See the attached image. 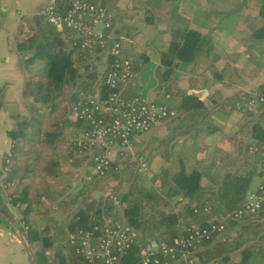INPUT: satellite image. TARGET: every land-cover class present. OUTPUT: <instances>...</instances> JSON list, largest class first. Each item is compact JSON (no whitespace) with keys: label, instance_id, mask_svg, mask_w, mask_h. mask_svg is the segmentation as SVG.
<instances>
[{"label":"trees","instance_id":"16d2710c","mask_svg":"<svg viewBox=\"0 0 264 264\" xmlns=\"http://www.w3.org/2000/svg\"><path fill=\"white\" fill-rule=\"evenodd\" d=\"M260 1L259 16L263 23L252 30L251 38L264 41V0ZM239 10L240 6L228 8L224 16H231ZM208 36L202 30L192 27L173 34L166 46L158 52L162 66L159 74L162 77V89L181 96L174 84L176 73L181 68L196 64L203 51L210 54L213 44ZM69 38L70 47L58 41L51 33L46 35L43 43L40 35L34 31L21 29L18 36V49L34 73L36 99L41 106H33V115L28 118H23L19 113L12 115L15 123L8 131L12 146L5 167L0 170V177L4 176L0 181V211L12 218L9 204L19 209L23 216L20 231L29 243H41V247L35 251L36 263L85 264L83 256L70 246L68 240L65 244L56 245L55 218L58 213H63L69 219L66 225L68 233L94 229L95 226L103 227L106 223L114 225L126 222L147 236L168 242L187 235L196 227L224 223V232L213 234L193 249L195 264H264V223L250 220L251 216L232 218V214L243 205L251 187L256 169L253 170L249 164L258 160V174H262L264 108L257 111L262 113L252 127L255 143L247 144L244 151L242 146L238 153H229V166L220 177L206 173L201 159H182L179 165H171L173 152L169 147L171 138H168L157 148L163 164L147 180L139 170V162L131 161L125 156L124 149H120L121 143H117L120 144L119 148H112L116 141H121L114 139L111 142L110 136L102 140L101 149L96 145L92 147L93 151L106 155L109 161L104 174H101L88 153L91 144L85 138V135L93 132V121L70 112L71 103L82 99L83 93L106 102L113 92H118L123 101L140 98L166 106L168 102L144 97L134 88L139 69L138 56L125 49L132 61L134 77L121 82L117 89H111L104 84V74L108 69L95 71L101 50L82 48L79 39L72 33ZM51 45L52 50L48 47ZM40 58L47 63L38 67L37 61ZM111 63L109 58V67ZM90 88H93L92 92L88 93ZM256 89H264V83ZM1 92L0 89V95ZM247 95L248 92L234 100L229 111L237 110L246 116L253 115L255 112L239 109L236 105L238 100ZM195 100L194 95L182 91L178 110L183 112ZM2 106L0 96V108ZM228 106L229 103L222 107ZM199 110L201 108L192 107L183 118L189 116L191 122L188 123L194 124L201 115ZM112 117L113 114L107 109L94 112L95 119L110 120ZM193 130L194 125L179 128V133L190 134L191 138ZM68 131L74 135L73 138L67 136ZM79 133L83 135L79 136ZM176 134L178 132L175 130ZM136 141V138L132 139V143ZM252 145L258 150L251 152ZM253 154L258 159L253 160ZM239 162L242 164L238 165ZM84 164L87 176L92 175L93 179L88 176L81 182L82 185L78 183L72 188L69 177H77L69 165L80 168ZM88 178L92 181H88ZM113 181L120 182L115 190L108 188ZM12 185L14 188H10ZM123 185L125 189L120 188ZM206 207L209 211L204 210ZM38 217L46 219L39 220ZM1 220L9 224L5 219ZM137 251L135 247L121 263L137 262Z\"/></svg>","mask_w":264,"mask_h":264},{"label":"crops","instance_id":"0c3cea01","mask_svg":"<svg viewBox=\"0 0 264 264\" xmlns=\"http://www.w3.org/2000/svg\"><path fill=\"white\" fill-rule=\"evenodd\" d=\"M163 1L165 5L156 0H102L115 14L114 32L117 37L122 38L128 53L139 57V69L136 72L137 79L134 82V88L144 87L147 89V98L168 102V104L173 102L178 105L182 99V91L196 97L189 108L179 112L177 117L157 122L150 131L137 134L135 136L137 141L134 145L152 143L150 151L147 152L149 158L143 160L142 163L157 171L163 164L162 157L157 154V148L166 139L171 138L169 143L170 150L173 152L171 165H179L182 159L190 161L201 159L206 167V173L220 177L229 166V153H238L242 146L244 151L250 140H254L252 127L262 113L255 112L253 115L246 116L237 110L229 111L228 108L222 107L264 83V41L251 38L252 30L259 28L263 23L259 16L261 1L240 0L236 2L235 0L234 4H231L230 0V4H222L224 8L240 6L241 10L228 16L225 24L223 20L215 27L214 32L220 30L216 39L221 46L213 44L210 54L203 51L196 64L177 71L174 84L181 92V96L166 92L160 87L162 77L159 74L162 72V66L158 52L166 46L173 34L180 30L178 25L172 26L171 29L166 28L165 33L158 28L161 23H173L172 18H160L161 14H164V12L160 13L161 8H166L164 11L167 14L169 12L167 7L170 8V2ZM48 2L49 0H0V89L2 91L0 96L3 101V106L0 108V170L5 167L8 161L7 155L12 146L8 131L15 123L13 113L20 112L19 114L26 118L25 109L27 107L41 106L36 99L34 73L26 65L23 54L18 49L20 30L34 31L40 35L41 43L45 42L46 35L51 33L58 38V41L61 40L69 47L71 45L69 38L71 31L53 26L44 14L43 11ZM187 2L188 0H185V3ZM179 14V17H176L177 24H180L179 19L184 17L182 10ZM254 15L260 19L253 23L251 19ZM199 24L202 25L203 20L197 22L190 19V26L199 27ZM140 27L145 28L147 34L154 33L153 36L148 37L149 34L147 38L138 36ZM201 28L209 36L213 32L210 27ZM146 40L147 43L148 40L150 41L148 45L145 44ZM48 47L53 49V45ZM107 61L106 55L101 54L95 71L102 72L107 66ZM37 63L39 67L47 62L40 58ZM92 89H89V93ZM192 107L201 108L199 120L194 124L188 123L191 122L188 120L189 116L186 119L183 118V115L187 114ZM193 125L191 138H189L190 134L179 133V128L193 127ZM175 130L178 132L176 135H174ZM232 136L235 138L232 147H229L225 142ZM141 151L142 149L137 155L142 157ZM153 153L155 154L154 159L152 158ZM241 164L242 162H239L238 165ZM249 165L255 168L258 166L256 171L259 173L260 163ZM9 209L15 225L9 221L7 224L0 220V264H37L35 249L40 248L41 243L31 244L27 241L20 231L23 216L19 209L11 204H9ZM38 218L39 220L46 219L45 217ZM55 220L57 222L54 229L57 234L56 245L65 244L68 236L66 225L69 219L65 214L60 213L56 215ZM250 220L264 223V218L260 216L252 217Z\"/></svg>","mask_w":264,"mask_h":264},{"label":"built area","instance_id":"2783aa9c","mask_svg":"<svg viewBox=\"0 0 264 264\" xmlns=\"http://www.w3.org/2000/svg\"><path fill=\"white\" fill-rule=\"evenodd\" d=\"M43 12L53 26L70 30L82 48L100 49L101 54L106 55L105 69L108 70L104 74V84L109 88L117 89L121 82L134 77L124 42L114 32V15L102 0H49ZM109 58L112 60L110 67ZM236 105L239 109L253 112L263 109L264 89L248 91V95L238 100ZM73 107V113L93 121V132L85 138L91 144L90 148L87 147L88 153L101 174H104L109 161L102 152L93 151L94 145L101 149L102 140L108 136L111 142L119 139L123 145L132 143L137 134L150 131L155 123L177 117V111L164 104L140 98L123 101L118 92L110 94L106 102L99 97L86 96ZM103 109L113 114L110 120L94 118V112ZM250 150L254 152L258 148L252 145ZM204 210L209 211V208ZM245 216L264 218V166L258 186L248 190L243 205L232 214L234 219ZM225 229L224 223H211L168 242L147 236L126 223H106L103 227L70 232L67 240L83 256L85 264H122L123 258L135 247L138 248L139 260L134 264H195L193 249Z\"/></svg>","mask_w":264,"mask_h":264},{"label":"rangeland","instance_id":"374dc122","mask_svg":"<svg viewBox=\"0 0 264 264\" xmlns=\"http://www.w3.org/2000/svg\"><path fill=\"white\" fill-rule=\"evenodd\" d=\"M157 2L161 1L163 3V5H165L166 3H164L163 0H156ZM234 1L235 0H231V4H234ZM240 0H236V2H238ZM170 2V5L167 9H168V14L166 13V11H164L166 8L162 7L161 8V12L160 13H163L164 14H161V19H166V18H172L173 19V23L172 24H169L168 22H164V23H161L159 24L158 28L161 29V31L163 33H165L167 30L166 28H169L171 29L172 26H177L178 25V28H180V30L178 32H183L186 28L188 27H192V28H195V29H198V30H202L201 27H210L211 29H213V32L209 37V40L211 41L212 44H215V46H221V44L218 43V40L216 39L219 34L218 32L220 30H217L214 32V29L215 27L219 24H221V22L224 21V24L228 21V16H224V11L228 8H224L222 7V4L223 5H227V4H230V0H188L187 3H185V0H168L167 3ZM232 8V7H231ZM182 10V12L184 13V17H182V19H179L181 20L180 24H177L176 23V17L178 18L179 17V12ZM113 13V12H112ZM159 13V14H160ZM114 15V18H115V14L113 13ZM192 18L193 21H201L203 20V24H199V27H196L195 25H191L190 26V19ZM227 18V19H226ZM258 18V19H256ZM201 19V20H200ZM259 17L258 16H252V19H251V22H256V21H259ZM227 20V21H226ZM205 21V22H204ZM182 28V29H181ZM210 32V30H208ZM149 34V36H148ZM145 31V28L143 27H140L139 29V33H138V36L142 37V38H147L148 37H151L153 36L154 33H148ZM208 35V34H207ZM148 43H150V41L148 40ZM147 43V40L145 41V44L148 45ZM215 56H216V53H214ZM35 61V60H34ZM77 87H75L74 90H76ZM147 89L142 87L141 89H138L136 88V91L138 93H140L141 95H143L144 97H148L147 96ZM89 93V91H87ZM88 97L89 94L87 93H83V97ZM78 102V100L76 101ZM76 102L74 103H71V106H70V112L73 113V106L76 104ZM233 102H230V106L226 107V108H230L231 106H233ZM168 107L169 108H172L174 110L177 111V115L179 114V110L177 108V105L173 102L169 103L168 104ZM225 108V110H226ZM25 115H26V118L30 117L33 115V111H32V107H27V109H25ZM201 112V110H199ZM16 112H19V111H16ZM20 113V112H19ZM79 136L80 135H83L82 133H79L78 134ZM67 136H70L73 138V134L71 133V131H68L67 132ZM234 138L235 137H231V138H228L227 141L225 142L226 144L229 145V147H232L233 145V141H234ZM147 144L148 142L145 141ZM155 142V141H154ZM116 144L112 146V148H119L118 146L120 144H117V143H121V147L120 149H124V152L126 153V157L131 159V161H136V162H139L138 163V166H139V170L140 172L142 171V173L145 175V177L148 179H150V177H152L153 173L155 172L150 166H145L144 167V163H142V161L147 158H149V152L150 149H151V144L149 143V145H134L135 143H129V144H125L123 145L122 142H118L116 141L115 142ZM250 143L254 144L255 141L253 139L250 140ZM142 149V151L140 153H142V157L140 155H137L138 154V151ZM154 156L155 154L153 153V156L152 158L154 159ZM139 157V158H138ZM142 159H141V158ZM251 157L254 159H258V156L256 154H253L251 155ZM259 162L258 160L256 161L255 165H257ZM69 167H72L73 168V171L75 172V177H77L76 179H72V177H69L71 178L70 180V183L72 185V188L75 187L78 183H81L83 182V180L88 177L87 176V168H86V164H84L83 166H81L80 168H74L73 166L69 165ZM258 167V166H257ZM256 167V168H257ZM255 167L252 166V169H256ZM153 170V171H152ZM89 174V173H88ZM89 177H92V175H90ZM3 177H0V180L3 179ZM93 179V177H92ZM88 181H92L90 178H88ZM260 182V176L258 175V173L254 170V176H253V179H252V182H251V187L252 189L256 188L258 186ZM120 182L118 181H113L112 185H109L108 188L110 189H113L115 190L118 185H119ZM156 183H159V181H157ZM82 185V183L80 184ZM157 185V184H156ZM159 185V184H158ZM14 188L13 185L10 186V188ZM126 186H121L120 188L121 189H125ZM153 187V186H152ZM6 197V196H5ZM60 214V213H58ZM41 218V217H40ZM1 219H4L2 217H0V220ZM2 221V220H1ZM126 223V222H125ZM129 225V224H128ZM131 226V225H130ZM59 245V244H58ZM39 248H36L35 250H38Z\"/></svg>","mask_w":264,"mask_h":264},{"label":"water","instance_id":"95a60500","mask_svg":"<svg viewBox=\"0 0 264 264\" xmlns=\"http://www.w3.org/2000/svg\"><path fill=\"white\" fill-rule=\"evenodd\" d=\"M0 217L6 219L7 221H9L10 223L15 225V222L13 221L12 218H10L8 215L4 214L3 212L0 211Z\"/></svg>","mask_w":264,"mask_h":264}]
</instances>
